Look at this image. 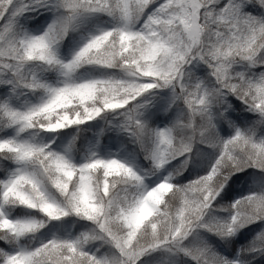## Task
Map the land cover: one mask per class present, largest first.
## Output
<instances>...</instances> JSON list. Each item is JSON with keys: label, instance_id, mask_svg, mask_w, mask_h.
Masks as SVG:
<instances>
[{"label": "snow or ice", "instance_id": "obj_1", "mask_svg": "<svg viewBox=\"0 0 264 264\" xmlns=\"http://www.w3.org/2000/svg\"><path fill=\"white\" fill-rule=\"evenodd\" d=\"M0 264H264V0H0Z\"/></svg>", "mask_w": 264, "mask_h": 264}]
</instances>
